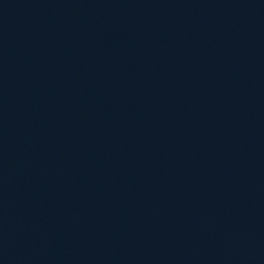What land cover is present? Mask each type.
<instances>
[{"label": "water", "instance_id": "obj_1", "mask_svg": "<svg viewBox=\"0 0 264 264\" xmlns=\"http://www.w3.org/2000/svg\"><path fill=\"white\" fill-rule=\"evenodd\" d=\"M0 264H264V0H0Z\"/></svg>", "mask_w": 264, "mask_h": 264}]
</instances>
